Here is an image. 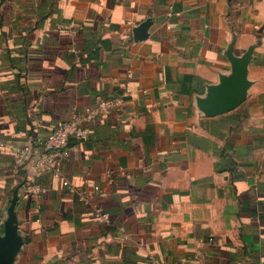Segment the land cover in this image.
Instances as JSON below:
<instances>
[{
	"label": "crops",
	"instance_id": "0c3cea01",
	"mask_svg": "<svg viewBox=\"0 0 264 264\" xmlns=\"http://www.w3.org/2000/svg\"><path fill=\"white\" fill-rule=\"evenodd\" d=\"M249 48L243 100L207 116L227 53ZM123 92L121 112L69 139L59 178L25 188L31 169L0 146L14 264H264V0H0V142Z\"/></svg>",
	"mask_w": 264,
	"mask_h": 264
},
{
	"label": "built area",
	"instance_id": "2783aa9c",
	"mask_svg": "<svg viewBox=\"0 0 264 264\" xmlns=\"http://www.w3.org/2000/svg\"><path fill=\"white\" fill-rule=\"evenodd\" d=\"M127 92L107 98H99L92 106L81 110H74L70 118L61 122L52 131L43 136L30 137L22 145H12L0 142V146L10 149L13 154V165L25 170L31 169L32 175L27 177L25 188H30L35 178L42 174H51L55 178L61 176L60 164L69 158V139L84 140L90 135V126L95 124L102 116L121 112L127 103ZM62 184L70 190L73 185L68 180ZM98 187H95L97 190ZM81 200L86 201L83 194ZM96 218L102 222L108 221V215L96 210ZM152 264H163L151 261Z\"/></svg>",
	"mask_w": 264,
	"mask_h": 264
},
{
	"label": "water",
	"instance_id": "95a60500",
	"mask_svg": "<svg viewBox=\"0 0 264 264\" xmlns=\"http://www.w3.org/2000/svg\"><path fill=\"white\" fill-rule=\"evenodd\" d=\"M148 23H144L134 30V39L142 40L147 35ZM252 48L241 57H235L229 50L227 57L231 64V75L223 78L222 84L208 91V97L199 101L200 109L207 116H215L235 108L244 98L248 86L246 80V66L251 58ZM22 186V185H21ZM19 186L18 189L21 187ZM19 194L15 191L6 210L0 230V264H14L17 254L23 244L19 234L14 207Z\"/></svg>",
	"mask_w": 264,
	"mask_h": 264
}]
</instances>
